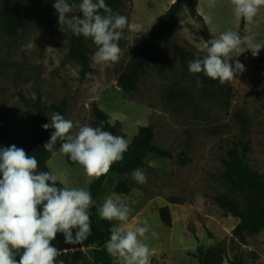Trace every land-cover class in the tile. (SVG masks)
Listing matches in <instances>:
<instances>
[{
    "label": "rangeland",
    "instance_id": "1",
    "mask_svg": "<svg viewBox=\"0 0 264 264\" xmlns=\"http://www.w3.org/2000/svg\"><path fill=\"white\" fill-rule=\"evenodd\" d=\"M12 1L0 0V9ZM172 1L122 0L121 8L115 12L142 25V30H125V38L119 41L122 55L117 63L94 65L92 56L97 47L86 38L93 72L84 78L80 76V65L67 57L72 33L67 27L61 30L57 23L54 30L45 29L40 11L21 36L13 38L1 30L0 21V104L10 109V126L16 139L33 131L35 109L31 99L37 97H41L50 115L53 105L66 98L68 108L64 117L92 127H97L92 111L95 102L128 142L140 126L153 125L156 144L170 150L173 156L146 157L145 164L139 167L147 176L146 184H138L131 173L123 175L132 187H141L147 193V202L137 203L129 228L143 226L145 221L150 225L145 241L151 250L149 264H198L195 253L199 244H221L226 255L224 264L240 257L246 264H264V230L245 235L241 241L233 233L239 219L226 214L213 199L217 194L242 198L222 176L227 150L241 138L250 142L247 163L264 176V49L253 57L251 50L242 46L231 54L229 62L234 65L239 60L246 71L237 73L230 82L198 87L188 63L205 44L201 33L203 21L192 17L185 7L165 44V59L161 62L165 73L146 68L138 88L132 92H124L118 84L120 72L133 58L136 42L149 32ZM208 3L204 0L201 9L206 12L205 22L214 37L232 30L264 46V7L259 9L254 22L246 25L244 21L241 27L242 19L235 17L230 0H216L215 7ZM28 43L36 46L22 51V45ZM170 91L175 94L170 96ZM181 158L187 162H181ZM49 165L67 187L89 190L86 183L91 177L68 156L58 151ZM55 168L72 173L73 177L61 175ZM113 182L114 178L108 181L104 200L112 194ZM170 197L182 202L172 203ZM167 205L171 227L163 223L159 211ZM89 215L96 226L90 211ZM116 222L119 226L120 222ZM153 231L156 236H152Z\"/></svg>",
    "mask_w": 264,
    "mask_h": 264
},
{
    "label": "clouds",
    "instance_id": "2",
    "mask_svg": "<svg viewBox=\"0 0 264 264\" xmlns=\"http://www.w3.org/2000/svg\"><path fill=\"white\" fill-rule=\"evenodd\" d=\"M230 2L237 20L247 23L254 22L259 9L264 7V0ZM208 6L215 7L216 0H209ZM53 7L61 30L67 27L74 35L89 38L96 45L92 56L94 65L119 62L122 55L119 41L125 38V30H142V25L114 12L106 0H79V3L55 0ZM17 31L22 32V28ZM245 45L253 57L264 49L250 36H241L232 30L220 32L200 49L204 53L202 57L189 61L188 70L192 74L203 73L221 84L230 82L237 73L246 71L239 60L234 65L229 62L231 54ZM35 46L28 43L21 50L27 52ZM196 84L204 86L199 77ZM42 128L54 129L43 144L45 151L53 152L59 143L61 154L82 167L87 176L97 179L106 175L115 162L122 161L129 149V142L104 130L103 122L97 127L81 125L54 112ZM37 168V158L23 148L15 145L0 148V264H56L59 250L52 241L58 234L63 235L64 244L78 245L91 233L89 210L94 201L90 190L62 186L58 174L37 172ZM131 176L138 184L147 183L141 168L134 169ZM131 212L120 194L113 193L105 199L98 209L99 218L120 222L119 226L109 229L105 248L117 264L120 259L124 264H149L151 250L145 241L150 225L145 221L143 226L128 228L126 222ZM156 235L153 231L152 236Z\"/></svg>",
    "mask_w": 264,
    "mask_h": 264
},
{
    "label": "trees",
    "instance_id": "3",
    "mask_svg": "<svg viewBox=\"0 0 264 264\" xmlns=\"http://www.w3.org/2000/svg\"><path fill=\"white\" fill-rule=\"evenodd\" d=\"M54 2L55 0H13L9 5L0 9L1 30L13 38H18L28 27L31 18L40 11L43 12L45 29L54 30L58 23V13L53 7ZM106 3L114 12L118 11L122 6V0H106ZM197 6L198 0H174L168 9L156 18L149 32L138 39L134 46L135 53L132 60L120 72L117 79L119 86L124 92H132L138 88L140 76L148 67H152L161 75L165 73V69L161 64L165 59V44L168 37L172 35L179 24L181 12L185 7L188 8L192 17L203 21L201 33L205 43L209 39L214 38L205 22V18L199 14ZM243 26L244 20L242 19L241 27ZM20 28H22V32L18 33L17 29ZM203 55L204 53L200 52L195 58ZM67 57L80 65V76L82 78L93 72L86 38L82 35L76 36L71 33ZM195 77L196 79L199 77L203 84L215 85L218 82V80L205 77L203 73L195 74ZM261 92H264V89ZM169 94L171 96L175 92L170 91ZM31 102L35 109V126L33 131L22 139H16L15 133L10 126V109L0 104V148L11 145L23 148L28 155H33L37 158V170L39 172H51L47 161L52 152L45 151L43 144L50 139L52 129L45 130L42 128L43 124L50 122L51 115L44 109L41 97L31 99ZM67 108V99L63 98L53 105L52 111L65 116ZM92 111L97 126H100L101 122H103L104 130L110 131L114 135L122 136L118 131L117 125L109 121V115L95 102L92 105ZM155 137L156 133L153 125L140 126L129 142V149L123 154V160L115 162L106 175L98 179L95 178L90 183L89 190L94 204L89 211L95 217L97 226L105 232V237L86 252L82 264H117V261L105 248V244L110 238L109 229L114 226V220L106 221L99 218L98 209L100 206L96 204L95 199L102 189L104 180L109 175L114 173L129 175L134 169L144 165L146 157L150 154L161 157L173 156L170 150L156 144ZM249 151V140L241 138L233 142L232 146L227 150L226 158L223 159L224 171L222 176L229 187L242 198L226 194H217L213 198L215 203L226 214L239 219L233 233L241 241L245 240V235L257 234L264 230V176L247 163ZM181 162H187V159L181 158ZM57 186H61L59 182H57ZM131 188L132 185L127 179H124L115 186L114 192L117 194L127 193ZM169 201L172 203L182 202L175 197H170ZM159 211L163 223L171 227L172 216L169 206H163ZM195 238L198 240L196 235ZM195 256L198 264H224L226 260L225 249L221 244L209 247L199 244ZM118 264H120V260ZM151 264L155 263L152 262ZM230 264H246V262L240 257L230 261Z\"/></svg>",
    "mask_w": 264,
    "mask_h": 264
},
{
    "label": "crops",
    "instance_id": "4",
    "mask_svg": "<svg viewBox=\"0 0 264 264\" xmlns=\"http://www.w3.org/2000/svg\"><path fill=\"white\" fill-rule=\"evenodd\" d=\"M174 1V0H173ZM172 1V2H173ZM171 2V3H172ZM204 3V0H198V6H197V10L199 12V14H201L204 18H207L206 12L201 9V4ZM247 25V22H246ZM60 146V145H59ZM59 146L54 147V150L50 156V158L47 161L48 167L51 170V172L55 173L54 170L50 167L49 162L52 158V156L54 155V153L59 151ZM57 169V168H55ZM65 170V169H64ZM57 171L59 173H61V175H65L68 174L70 177H73L72 173L69 172H64L61 171L60 169H57ZM37 172H39L37 170ZM56 174V173H55ZM112 178H114V182L111 185V191L112 194L115 193L114 192V188L115 186L122 180H124V176L121 174H111L109 175L103 182L102 185V189L99 193V195L96 197L95 202L98 206H102V204L104 203V194L107 191V184L108 181L111 180ZM116 178V179H115ZM94 177H91L88 181H87V185L90 186V183L94 180ZM60 180L65 184V182L60 178ZM73 185L76 186L77 182L74 183L72 181ZM66 186V184H65ZM67 187V186H66ZM77 187V186H76ZM80 188V187H79ZM111 194V195H112ZM120 195L123 197L124 201L131 207L132 212L130 215L129 220L126 222V226L129 228L131 219L133 217V211L134 209H138V204L137 203H141L144 201L147 202V193L146 191L141 188V187H132L130 189L129 192L127 193H120ZM42 207V206H41ZM94 217V216H93ZM95 220V217H94ZM90 221H91V233L90 235H88V237L83 241V243L78 244V245H70V244H64L63 243V235L62 234H58L57 239L52 241L53 246H55L58 250H59V255L56 258V264H82V260L84 258V255L86 254V252L93 248L100 240H102L105 237V233L104 231H102V229H100L97 224L96 226L94 225L93 222V218L90 217ZM96 223V220H95ZM114 226H117V222L114 220ZM23 250L21 249L20 252H22ZM16 259L19 260V253L16 256ZM120 264H124L123 259H120Z\"/></svg>",
    "mask_w": 264,
    "mask_h": 264
}]
</instances>
